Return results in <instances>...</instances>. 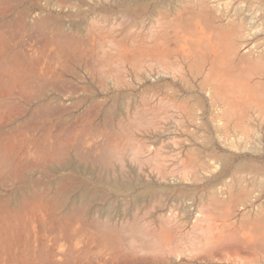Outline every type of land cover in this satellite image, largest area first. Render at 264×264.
<instances>
[{"label": "rangeland", "instance_id": "374dc122", "mask_svg": "<svg viewBox=\"0 0 264 264\" xmlns=\"http://www.w3.org/2000/svg\"><path fill=\"white\" fill-rule=\"evenodd\" d=\"M0 95V264H264V0H0Z\"/></svg>", "mask_w": 264, "mask_h": 264}, {"label": "bare ground", "instance_id": "6f19581e", "mask_svg": "<svg viewBox=\"0 0 264 264\" xmlns=\"http://www.w3.org/2000/svg\"><path fill=\"white\" fill-rule=\"evenodd\" d=\"M207 25H208V24H207ZM209 25H210V24H209ZM205 27H206V26H205ZM214 31H215V30H214ZM195 33H196V32H195ZM221 34H222V33H221ZM224 35H225V34H224ZM215 37H216V35L214 36V38H215ZM220 37H221V36H220ZM189 40H190V39H189ZM204 40H205V39H204ZM188 42H189V41H188ZM191 44H192V43H191ZM205 46H206V45H205ZM207 47H209V46H207ZM210 47H211V46H210ZM205 49H206V48H205ZM213 50H214V49H213ZM203 51H204V50H203ZM205 51H206V50H205ZM217 52H218V51H217ZM202 54H203V53H202ZM218 55H219V53H218ZM199 56H200V55H199ZM201 57H202V56H201ZM216 57H217V54H216ZM216 57H215V58H212V60H207V59L205 58V59L207 60L206 63H210V64L213 66L214 63H216V60H215ZM203 61H205V60H203ZM216 64H218V63H216ZM233 64H234V63H233ZM229 66H230V65H229ZM232 66H235V65H232ZM214 67H215V66H214ZM216 68H217V67H216ZM233 68H234V67H232V69H233ZM232 69H231V70H232ZM212 70L214 71L213 68H212ZM229 70H230V69H229ZM233 71H234V70H233ZM210 72H211V66H210ZM201 73H202V72H201ZM213 73H214V72H213ZM211 74H212V73H211ZM208 75H209V74H208ZM209 77H210V76H209ZM209 77H208V78H209ZM208 78H207V79H208ZM6 95H7V94H6ZM0 96H1V95H0ZM7 107L9 108V106H7ZM12 111H13V110H12ZM12 129H13V128H12ZM7 130H8V129H7ZM13 132H14V131H13ZM14 133H17V131L14 132ZM2 135H3V134H2ZM9 135H10V134H9ZM17 136H18V135H17ZM14 137H15V136H14ZM29 137H30V136H29ZM11 139H12V138H11ZM16 139H17V138H16ZM12 141H15V139H14V140H11L10 142H12ZM8 142H9V141H8ZM8 142H7V143H8ZM10 142H9L8 145L11 144ZM15 142L17 143V141H15ZM0 143H1V142H0ZM13 143H14V142H13ZM16 143H15V144H16ZM8 145H7V146L5 145V146H6V147H9ZM17 145H18V144H17ZM19 145H21V144H19ZM24 145H25V144H24ZM42 145H43V144H42ZM0 146H1V145H0ZM10 147H11V146H10ZM13 147H14V144H13ZM15 147H16V146H15ZM0 148H1V147H0ZM42 148H43V147H42ZM14 149H15V148H14ZM48 149H49V148H48ZM6 150H10V149H6ZM19 150H20V149H19ZM0 151H1V150H0ZM13 151H14V150H13ZM30 151H31V150H30ZM1 153H3V148H2V152H1ZM6 153H7V152H6ZM12 153L14 154V152H12ZM21 153H22V152H21ZM23 153H24V152H23ZM45 153H46V152H45ZM15 154H16V153H15ZM0 155H1V154H0ZM6 155H7V154H6ZM1 156L4 157V154H2ZM1 156H0V160H1ZM7 156H8V155H7ZM30 156H31V155H30ZM9 157H10V156H9ZM11 158H13V157H11ZM5 159H6V158H5ZM23 159H24V158H23ZM8 160H9V158H8ZM8 160H6V161H8ZM4 161H5V160H4ZM11 162H13V161H10V163H11ZM22 162H23V161H22ZM5 163H6V162H5ZM7 163H9V162H7ZM7 163H6V164H7ZM11 164H12V163H11ZM13 164H14V163H13ZM23 165H24V164H23ZM6 166H8V165H6ZM6 166H5V167H6ZM9 166H11V165H9ZM17 167H18V166H17ZM17 167H16V168H17ZM0 169H1V168H0ZM16 171H17V170H16ZM224 224H225V223H224ZM226 225H227V227H228L229 224L226 223ZM229 227H230V226H229ZM216 228H217V231L220 230L219 225H217ZM202 230H203V229H202ZM222 230H223V228H222ZM248 233H250V232H248ZM219 234H221V233L219 232ZM245 234H246V233H245ZM250 234H251V233H250ZM204 235H205V234H204ZM247 235H248V234H247ZM207 236H208V235H207ZM220 236H221V235H220ZM210 237H211V235H210ZM217 237H218V236H217ZM221 237H222V236H221ZM246 237H247V236H246ZM206 238H207V237H206ZM208 239H209V238H208ZM219 240H221V239H219ZM217 242H218V241H217ZM219 242H220V241H219ZM213 245H214V244H213ZM221 245H222V244L219 243V244L216 245V247H215V246H214V247L217 249V247H218V246L221 247ZM246 246L248 247L247 244H246ZM214 247H213V248H214ZM220 247H219V248H220ZM224 248H225V247H224ZM224 248H223V249H224ZM216 249H215V250H216ZM221 249H222V248H221ZM211 250H212V248H211ZM217 250H218V249H217ZM217 250H216V251H217ZM236 250L239 251L238 249H236ZM218 252H219V250H218ZM207 253H210V254L212 255L214 252H211V251H210V252H207ZM215 253H216V252H215ZM206 257H207V256H206ZM209 258H210V257H209ZM204 259H205V258H204Z\"/></svg>", "mask_w": 264, "mask_h": 264}]
</instances>
